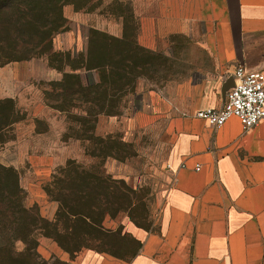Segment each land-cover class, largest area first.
<instances>
[{
    "label": "rangeland",
    "instance_id": "374dc122",
    "mask_svg": "<svg viewBox=\"0 0 264 264\" xmlns=\"http://www.w3.org/2000/svg\"><path fill=\"white\" fill-rule=\"evenodd\" d=\"M156 6L153 0H77L63 9L66 30L54 35L53 49L84 52L91 28L120 35L124 24L131 34L138 21L130 14L155 12ZM166 53L169 58L156 53L132 58L138 68L126 93L93 104L50 97L49 84L59 81L61 73L49 68L45 57L9 62L0 52V100L11 99L17 112L16 123L0 134V165L18 173L24 205L36 207L45 220L59 215L54 201L58 186L65 194L74 186L80 200L61 214L60 235L45 224L15 233L27 236L26 246L17 243L18 250L34 246L35 264H68L84 250H132L133 243L120 235L149 230L158 220L171 186V137L164 117L153 114L148 102L152 94L169 100L174 92V51ZM95 112H100L96 122ZM85 188L94 196L84 198Z\"/></svg>",
    "mask_w": 264,
    "mask_h": 264
},
{
    "label": "crops",
    "instance_id": "0c3cea01",
    "mask_svg": "<svg viewBox=\"0 0 264 264\" xmlns=\"http://www.w3.org/2000/svg\"><path fill=\"white\" fill-rule=\"evenodd\" d=\"M153 1L132 18L140 48L174 51V92L148 102L171 137V186L152 228L120 235L132 250H84L68 264H264V125L195 117L222 108L238 67L264 72V0Z\"/></svg>",
    "mask_w": 264,
    "mask_h": 264
},
{
    "label": "trees",
    "instance_id": "16d2710c",
    "mask_svg": "<svg viewBox=\"0 0 264 264\" xmlns=\"http://www.w3.org/2000/svg\"><path fill=\"white\" fill-rule=\"evenodd\" d=\"M76 1L0 0V52L9 62H28L45 57L48 67L61 73L59 81L49 84L53 93L49 94L50 97L76 102L85 100L94 104L101 99L112 100L123 96L135 79L131 74L134 73L133 69L138 68V65L130 63L131 59L139 54L151 56L155 53L140 48L135 42L137 28L128 34L127 25L124 24L120 38L91 28L87 33L84 52L73 54L55 51L54 35L66 30L67 19L63 9L73 6ZM129 17L132 19V14ZM120 18L125 17L121 15ZM92 78H96L97 82ZM15 114L16 108L11 99L0 100V117H4V121L0 122V134L16 123L13 118ZM99 115L100 112L94 113V122ZM72 171L77 172V168ZM73 188L70 186L65 194L58 186L59 192L54 195V201L60 216L55 215L52 221H48L38 214L36 207L27 208L24 205L25 195L19 185L18 173L0 165V255H4L0 260L10 264L25 259V264H35L32 259L34 246L18 250L17 243L26 246L27 236L15 233L21 228H34L38 224L53 227L57 235L63 233L61 214L68 209H75L80 201ZM85 191L84 198L91 194L89 189L85 188ZM91 195L94 196V191ZM88 211L93 210L88 206ZM84 218L86 221L89 219L88 216ZM4 220H9L8 225L3 226Z\"/></svg>",
    "mask_w": 264,
    "mask_h": 264
},
{
    "label": "built area",
    "instance_id": "2783aa9c",
    "mask_svg": "<svg viewBox=\"0 0 264 264\" xmlns=\"http://www.w3.org/2000/svg\"><path fill=\"white\" fill-rule=\"evenodd\" d=\"M233 80V87L221 109L201 110L195 117L214 129L220 128L232 117L239 120L243 130L264 125V72H249L238 67Z\"/></svg>",
    "mask_w": 264,
    "mask_h": 264
}]
</instances>
